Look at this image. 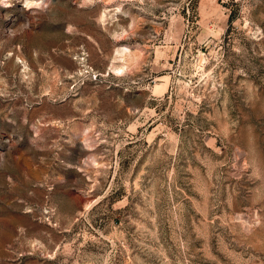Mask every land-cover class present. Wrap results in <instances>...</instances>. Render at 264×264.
I'll list each match as a JSON object with an SVG mask.
<instances>
[{"label": "rangeland", "instance_id": "1", "mask_svg": "<svg viewBox=\"0 0 264 264\" xmlns=\"http://www.w3.org/2000/svg\"><path fill=\"white\" fill-rule=\"evenodd\" d=\"M0 264H264V0H0Z\"/></svg>", "mask_w": 264, "mask_h": 264}, {"label": "bare ground", "instance_id": "2", "mask_svg": "<svg viewBox=\"0 0 264 264\" xmlns=\"http://www.w3.org/2000/svg\"><path fill=\"white\" fill-rule=\"evenodd\" d=\"M35 0H25V5H29L31 4L32 2H34Z\"/></svg>", "mask_w": 264, "mask_h": 264}]
</instances>
